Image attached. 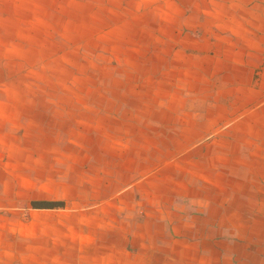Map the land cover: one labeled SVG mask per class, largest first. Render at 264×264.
<instances>
[{
	"label": "crops",
	"instance_id": "crops-1",
	"mask_svg": "<svg viewBox=\"0 0 264 264\" xmlns=\"http://www.w3.org/2000/svg\"><path fill=\"white\" fill-rule=\"evenodd\" d=\"M196 3L86 88L35 86L56 28L0 0V264H264V0Z\"/></svg>",
	"mask_w": 264,
	"mask_h": 264
},
{
	"label": "rangeland",
	"instance_id": "rangeland-1",
	"mask_svg": "<svg viewBox=\"0 0 264 264\" xmlns=\"http://www.w3.org/2000/svg\"><path fill=\"white\" fill-rule=\"evenodd\" d=\"M196 2L198 0H23L26 14L29 11L37 10L41 23L45 19H49L51 22L45 21V23L51 24L53 29L56 28L52 35L55 36L57 46V73H51L57 77L56 83H54L55 80L46 78L35 81V86H38L36 83L48 87L53 84H56L57 87L110 86L108 80H97V73L103 70L111 71L112 62L109 64L106 58L118 56L120 47L119 44L114 43L115 40L125 39L128 41L133 39L132 35H136V39L142 36L144 41L145 20L148 17L138 15L146 12L145 8H166L168 6L171 11L178 6H184L189 9L187 10L189 12ZM135 8L139 11H137V15H132L130 12ZM125 9L128 10L125 11ZM49 10H51L50 17L47 15ZM86 10L87 13H85ZM114 12L115 14H113ZM187 14L186 20H180V23H192L194 17ZM169 18L174 19L175 17ZM53 20L55 22H52ZM126 49L127 46L121 45L122 54ZM28 50L30 49H26L27 53ZM50 51L52 52V46ZM41 55L42 64L48 63L49 58L45 56L48 55L46 47L41 48ZM107 65L108 69L105 68ZM68 73H72V75ZM80 73L87 74L80 76ZM80 77L83 80H79ZM86 98L91 97L86 96ZM57 99L60 103L75 104L78 103L80 97L58 96ZM237 242L239 241L233 240L227 243L234 245ZM258 243L260 241H251L253 246H257Z\"/></svg>",
	"mask_w": 264,
	"mask_h": 264
},
{
	"label": "trees",
	"instance_id": "trees-1",
	"mask_svg": "<svg viewBox=\"0 0 264 264\" xmlns=\"http://www.w3.org/2000/svg\"><path fill=\"white\" fill-rule=\"evenodd\" d=\"M33 208H43V209H53L63 206L61 202H42V203H32Z\"/></svg>",
	"mask_w": 264,
	"mask_h": 264
}]
</instances>
